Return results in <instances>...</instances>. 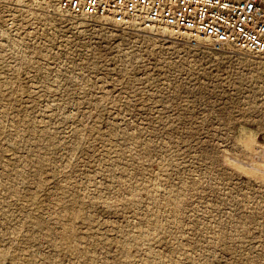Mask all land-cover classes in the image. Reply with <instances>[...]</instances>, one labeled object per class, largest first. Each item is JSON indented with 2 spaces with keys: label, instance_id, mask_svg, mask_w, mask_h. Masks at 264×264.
I'll use <instances>...</instances> for the list:
<instances>
[{
  "label": "rangeland",
  "instance_id": "1",
  "mask_svg": "<svg viewBox=\"0 0 264 264\" xmlns=\"http://www.w3.org/2000/svg\"><path fill=\"white\" fill-rule=\"evenodd\" d=\"M13 9L0 264H264V55Z\"/></svg>",
  "mask_w": 264,
  "mask_h": 264
},
{
  "label": "built area",
  "instance_id": "2",
  "mask_svg": "<svg viewBox=\"0 0 264 264\" xmlns=\"http://www.w3.org/2000/svg\"><path fill=\"white\" fill-rule=\"evenodd\" d=\"M13 7L98 20L128 30L166 29L214 52L264 55V0H0V27L16 24Z\"/></svg>",
  "mask_w": 264,
  "mask_h": 264
},
{
  "label": "bare ground",
  "instance_id": "3",
  "mask_svg": "<svg viewBox=\"0 0 264 264\" xmlns=\"http://www.w3.org/2000/svg\"><path fill=\"white\" fill-rule=\"evenodd\" d=\"M151 31H158V32H167V30L166 29H161V28H154V27H152L151 29H150ZM253 140V139H252ZM251 142H255V140H253V141H251Z\"/></svg>",
  "mask_w": 264,
  "mask_h": 264
}]
</instances>
